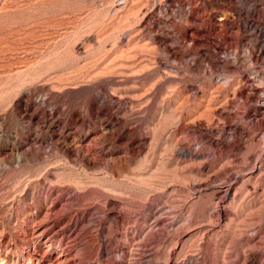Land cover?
Segmentation results:
<instances>
[{
	"label": "rangeland",
	"instance_id": "374dc122",
	"mask_svg": "<svg viewBox=\"0 0 264 264\" xmlns=\"http://www.w3.org/2000/svg\"><path fill=\"white\" fill-rule=\"evenodd\" d=\"M59 259L264 264V0H0V264Z\"/></svg>",
	"mask_w": 264,
	"mask_h": 264
},
{
	"label": "built area",
	"instance_id": "2783aa9c",
	"mask_svg": "<svg viewBox=\"0 0 264 264\" xmlns=\"http://www.w3.org/2000/svg\"><path fill=\"white\" fill-rule=\"evenodd\" d=\"M167 7H168V4H166L165 2L160 5V12L161 10H167ZM167 21L169 20H166L165 22L159 24L155 29L153 28L154 25H149L148 23H145V28L147 30H149L150 33H152V35L154 36H164V35H169L172 31H173V27H172V24L171 23H167ZM221 51V50H220ZM229 54H231V51L228 52V50L226 51H223L222 54H221V57L222 58H228Z\"/></svg>",
	"mask_w": 264,
	"mask_h": 264
},
{
	"label": "bare ground",
	"instance_id": "6f19581e",
	"mask_svg": "<svg viewBox=\"0 0 264 264\" xmlns=\"http://www.w3.org/2000/svg\"><path fill=\"white\" fill-rule=\"evenodd\" d=\"M166 14V13H165ZM166 16V15H165ZM200 42V41H199ZM219 50V49H218ZM43 221V220H42ZM41 221V222H42ZM36 228V227H35ZM36 231V230H35ZM44 231H42V230H40L39 228L37 229V231H36V236H35V238H37L38 240L43 236V233ZM46 242H48V246H52V241L51 240H47ZM58 264H64V260L63 259H59V263Z\"/></svg>",
	"mask_w": 264,
	"mask_h": 264
}]
</instances>
